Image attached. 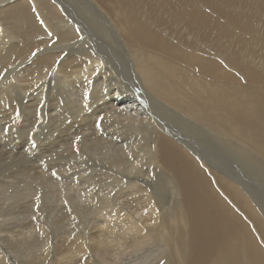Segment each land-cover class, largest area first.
<instances>
[{"label":"bare ground","instance_id":"6f19581e","mask_svg":"<svg viewBox=\"0 0 264 264\" xmlns=\"http://www.w3.org/2000/svg\"><path fill=\"white\" fill-rule=\"evenodd\" d=\"M75 1L60 0L62 10L55 7L59 10L52 13L51 7L55 6V0H0V117L16 114L18 100H29L26 106L34 104L35 101L41 105L49 97L50 89H54L55 86L58 88V84L63 81L62 77L68 78L67 70L77 71L81 77L75 79L76 75H73L74 79L68 83L75 88L82 79L86 80L79 87L82 95L78 101L80 107L78 106L76 124L88 123L89 118L97 117L99 112L105 114L97 129L95 128L99 133L98 137L88 141L92 148L87 145L85 149L86 141L76 139L70 151L75 157L78 155L81 163L77 165L75 175L83 174L80 180L83 186H86L83 187L85 189H80L76 185L77 187L71 189L77 195L71 194L81 200L79 202L78 197L76 198L77 200L72 203L74 208L79 213H88L91 215L90 218L93 217L94 211H98L104 218L98 235L91 236L90 241L95 246H103L114 259L130 254L129 252H137L142 246L152 245L150 242L156 240L157 251L154 252L159 254L158 258L163 259L168 250H173L176 264H264L262 210L264 206L261 205L260 199L250 198V192L257 193L258 186L251 183L252 177L249 179L243 177L245 181L235 183L236 186L221 178L225 174L217 170L218 165L207 158L201 144L188 137L189 130L180 128L177 122L180 117L186 119L188 116L191 120L197 121L200 118L204 123L193 124L201 132L217 136L218 131L213 130L211 125L217 126L216 129L218 127L229 129L235 138L242 141L245 139L258 151L257 153L264 155V0H78L80 3ZM111 18L121 31L119 32L121 40H124V36L128 42L127 51L122 48L119 50L125 55V63L128 69L132 70L130 73L132 76L124 74L120 56L114 54L105 43L121 42L118 37H113L109 22ZM128 55L129 59L126 57ZM254 56L256 59L253 60L257 63L248 60ZM53 68L56 69V73L49 76L47 73ZM23 76L25 78L29 76L30 79L27 78L29 81L24 82ZM67 95L65 97H68ZM146 101L157 105L154 113L145 108ZM56 108L60 114H66L61 113L57 106ZM187 111L201 117L191 115ZM111 120H115L118 126ZM141 121L147 122L152 129L147 136H141L140 129L136 127V123ZM42 122L41 119H37L35 127L32 128L33 132ZM49 123H51L50 129L47 130L49 137L55 133V136L52 135L54 138H49V141H53L50 142L51 146L55 150L60 148L62 151L59 153H62L63 145L67 146L74 138L68 136L71 140L66 144L59 138L62 126L65 129L67 123L64 118L63 121L59 118L50 120ZM104 125L103 133L107 138L103 137L101 130ZM78 129L81 131V126ZM213 143L216 144L214 140ZM239 147L238 155L241 153L245 155L243 157L250 159L245 161L253 162L249 165L251 168L255 163V156H258L253 149L243 150V147ZM259 162L263 168L264 163L262 164V160ZM146 166H150L151 170L145 169ZM251 169L254 170L253 166ZM256 172L257 170L254 173ZM263 178L260 179L261 182ZM163 186L170 192V197L165 202L161 201ZM103 187L110 189L115 187V194L110 195L114 190L103 191ZM95 188H99L97 194L92 191ZM65 193H61L63 196L59 195L70 201L67 197L69 194ZM51 195L49 194V197ZM88 195L95 197L93 203H86ZM223 197L231 202L233 208L225 204ZM137 203H141V209H138L134 216L130 215L131 212L128 214L127 208L130 207L132 210L130 205ZM15 206L18 205L10 206L9 209L16 208ZM54 208H50L52 209L49 210L50 213ZM7 215L9 219L10 214ZM57 224H53L54 227L55 225L57 227ZM68 226L67 224V228ZM69 227L73 228L71 225ZM75 234L77 232L66 234L64 241L69 237L73 240ZM13 235L11 236L14 238ZM20 235L16 234L18 239ZM24 235H27L23 234L25 240L27 238H24ZM11 236L9 241L4 240L11 242ZM50 238L47 239L51 240ZM76 239L73 242L79 243L77 247L84 244L80 238ZM40 241L42 243L41 239ZM40 241L38 244L41 245ZM0 243H3L1 239ZM14 244L16 243L9 244L13 246L9 248L15 246L14 250L17 249L18 243ZM38 244L36 242L34 248L37 249ZM65 244L58 246L59 254L64 252ZM2 245L0 246L4 247ZM84 246H80L79 249L84 251L82 248ZM19 247L18 244V249ZM4 248H1L2 252ZM149 248L152 249L151 246ZM144 249L140 250L141 254L142 250L147 251ZM151 249L148 250L151 252ZM115 250L118 252H114ZM132 257L135 259L134 255ZM137 258L135 260H139ZM88 261L90 262V259ZM3 264L11 262L8 263L6 258Z\"/></svg>","mask_w":264,"mask_h":264},{"label":"rangeland","instance_id":"374dc122","mask_svg":"<svg viewBox=\"0 0 264 264\" xmlns=\"http://www.w3.org/2000/svg\"><path fill=\"white\" fill-rule=\"evenodd\" d=\"M76 3H80V1L76 0L75 1ZM55 6H52L51 9H52V13H57V11L59 9H56V8H60L62 10V7L60 6V0H55ZM56 7V8H55ZM61 12V11H60ZM111 23L110 27L112 29V34H113V37L116 38L118 37L117 39L120 41L121 40V37H120V29L118 28V26L116 25V23L114 22V19L111 18V21H109ZM116 28V29H115ZM120 32V33H119ZM123 35V33H122ZM124 40H121L120 44H117L116 42L114 41H109L108 43L105 42L111 49V51L116 54L120 60H121V64L124 65V74H126L127 76H132L130 73L131 71L128 69V66H127V63H125V55L121 53V51L119 49H127V46H128V42H126L125 40V37L123 36ZM125 43V45H124ZM119 45V46H118ZM113 48V49H112ZM127 51V50H126ZM121 53V54H120ZM123 59H122V58ZM128 57V59L130 58V56H126ZM253 59H256L255 56L254 58H251L248 60L250 62H253V63H257L255 60ZM126 64V65H125ZM129 66H131L129 64ZM69 72V74L67 73ZM73 72V73H72ZM77 72V71H75ZM73 69H71V71L67 70L66 71V74L68 75V78H63V81L61 80V82L58 84V88L55 86V88L53 89H50V91L52 92H49L48 93V98H46L44 100V102L39 105L37 101L34 102V104L32 105H29V106H26L28 105V102L29 100H18L17 101V112L16 114L10 116V117H5V118H2L0 117V191H2V193H0V204L2 202V209L0 210V226L2 228V230H6V231H0V239H1V242L3 243H0V245H4V247H1L0 246V264H3V262H5V259L8 258V263L11 262V264H173L175 263L176 264V260H174V252L173 250H168L167 251V256L168 258H166V254H164L163 256V259L162 258H158L159 257V254H155L154 251H157V241L156 240H153L151 241L150 243H152V245H145V246H142V248H140L139 250H137V252H129L130 254L134 255L135 259L137 257H140V258H137L139 260H135L132 255L130 256V258L128 257L130 254H124L122 256L118 258H111L113 257L111 254L107 253L105 251V249L103 248V246H95V244L93 242H91V236H97L98 235V230L100 229V225L102 224L101 221L104 219L102 217L103 214H101L100 212L98 211H94V213L92 214L94 219L90 218L91 215H89L88 213L86 212H83L84 214L82 213H79L76 211V209L74 208L73 206V202H75V200L78 199V201L80 202V198L78 196L75 197V195H77L76 192L72 191L71 189L72 188H75V187H79L80 189H85L83 187H86V186H83L82 184V181L80 180L81 177H83V174H77L75 175V173L77 172V165H79L81 162H79V158H78V155L77 157H75L72 153H70V151L72 150V147H73V144L75 142L76 139H79L81 141H86V146H85V149L87 148V145L90 141H93L94 139H96L99 135V133L97 132V126L98 124L100 123V120L104 119V115L103 112H99L98 116L97 117H91L89 118V122L86 123L88 124V126L86 124H79L77 125L76 124V121L78 119H76L78 117V114H79V108L78 106L80 107V105L78 104V101L82 95V92L80 91V88L81 87V84L84 83V81L86 80L85 79H82L79 86L77 87H73L71 86L69 83L71 82V80L74 79L73 75H76L75 79H78L81 77V74L80 73H75ZM54 73H56V69L53 68L51 69L47 74H49V76L53 75ZM25 75L27 73H24ZM136 75V72H134V76ZM29 77V76H28ZM26 76H23L24 78V82H28L29 79ZM27 79V80H26ZM69 82V83H68ZM67 84V85H66ZM159 84V83H158ZM63 85V86H62ZM65 85V86H64ZM62 86V87H61ZM67 86V87H66ZM65 87V88H64ZM69 87V88H68ZM73 87V88H71ZM64 88V89H63ZM68 88V89H66ZM18 90V89H17ZM61 90H63L62 92H60ZM65 90H68L65 92ZM72 90V91H71ZM73 91H77L73 92ZM80 91V92H79ZM70 92V93H69ZM18 93V91H17ZM63 96H62V94ZM73 93V94H72ZM81 93V94H80ZM19 94V93H18ZM17 94L18 96V99H19V95ZM61 94V96L59 95ZM68 94V95H67ZM51 95V96H50ZM68 96V97H65V96ZM72 95V96H71ZM76 95V96H75ZM74 96V97H73ZM78 97V98H76ZM63 98V100H62ZM70 98V99H69ZM74 98V99H72ZM61 99V100H60ZM53 100V101H52ZM66 100V101H65ZM71 100V101H70ZM16 101V100H15ZM59 101V102H57ZM62 101V103H61ZM70 101V102H69ZM74 101V102H73ZM77 101V102H76ZM51 104H50V103ZM23 103V104H22ZM26 104V105H25ZM61 104V105H60ZM19 105V106H18ZM50 105V106H49ZM67 105V106H66ZM75 105V106H74ZM26 106V107H25ZM31 106V107H30ZM56 106L58 108H60V112L62 113H66L65 115L63 114H60L58 109L56 108ZM72 106V107H71ZM156 106L157 105H153V103L151 102H145V108H147L149 111H151L152 113H154L153 110L156 109ZM13 107V104L12 106ZM10 107V108H11ZM34 107V109H32ZM75 107V108H74ZM56 108V109H55ZM68 108V109H67ZM47 109V110H46ZM50 109V110H49ZM67 110V111H66ZM76 110V111H75ZM22 113H21V112ZM39 112V113H38ZM53 112V113H52ZM76 112V113H74ZM189 112L191 115H194L192 112L190 111H187ZM21 113V114H20ZM55 113V114H54ZM70 113V114H69ZM25 114V115H24ZM72 114V115H71ZM1 115V114H0ZM39 115H41L39 117ZM58 115V116H57ZM62 115V117L60 116ZM71 115V116H69ZM101 115V116H100ZM194 116H197V115H194ZM48 117V119H47ZM66 117V119H65ZM187 118L185 119V117L181 118L177 121L178 122V126L182 129H186V130H189V138L190 139H193L195 140L196 142H198L199 144H201L205 154L207 153V158L209 160H211V162L213 163H216L219 167V169L217 168V170L221 171L222 174H225L224 176H222L221 178H223L224 180H226L227 182H230L233 186H236L234 185L235 183H240L242 181H245V178L243 177H246V178H251L252 180V184L258 186V192L255 193V192H250V198L251 197H254V198H257L258 200L260 199V201H262L261 205L264 206V193L261 191L263 190L264 191V180L261 182L263 176H264V167L262 168V165L261 163L259 162L260 160H262V164L264 163V155L261 154L260 152L257 153L258 151L256 149H253L252 145L250 143H248V141H246L245 139L242 141V140H238V138H235V136L233 135V133L231 131H229V129H226V128H221V127H218L216 129L217 126H214V125H211V127L213 128V130L215 131H218L217 133V136H215L214 134H211V133H205V132H201L200 129H198V127L195 126V124L197 123V125H201L200 123H202L203 121L198 118V121L197 120H191L190 117L186 116ZM197 117H201V116H197ZM32 118V119H31ZM34 118V119H33ZM61 119L63 121V118L64 120L67 122L66 123V126H65V129H64V126H62V130H61V133L59 135V138L61 140H64V144L68 143L71 139L68 137L71 135V138H74L73 141L70 142V144H68L67 146H64L63 145V152L62 153H59V151L61 152L62 150L60 148H58V150H55L54 148H52L51 146V143L50 142H53V141H49V138H54L52 137L55 136V133H52V135L49 137V134L47 133V130L50 129L51 127V123L50 120H54V119ZM69 118V119H68ZM73 118V119H72ZM93 118V119H92ZM189 118V119H188ZM37 119H41L43 122L40 124L39 128L34 130H32V128L35 127L36 123H37ZM10 120V121H9ZM74 120V121H72ZM88 120V119H87ZM96 120V121H95ZM182 120V121H181ZM201 120V121H200ZM116 126L117 123L116 121L114 120H111ZM181 121V122H180ZM184 121V122H183ZM189 121V122H188ZM30 122V123H29ZM60 122V121H59ZM27 123V124H25ZM61 123V122H60ZM190 123V124H189ZM195 123V124H193ZM204 123V122H203ZM138 124V125H137ZM142 126H141V125ZM147 126H146V125ZM193 124V125H192ZM207 125H209V123H206ZM23 127H22V126ZM31 125V126H30ZM67 125H71L72 127H69ZM85 125V126H84ZM145 128L143 130V128ZM187 125V126H186ZM25 126V127H24ZM50 126V127H49ZM77 126V127H76ZM81 126V131L80 129H78V127ZM210 126V125H209ZM76 127V129H74ZM136 127H138L137 129H140L139 130V134L141 136H147L148 133L151 132V128L150 126L148 125L147 122H138L136 123ZM190 127V128H189ZM24 128V129H23ZM67 128V129H66ZM96 128V129H95ZM196 128V129H195ZM74 129V131H73ZM88 129V130H87ZM103 129H105V125L101 128L102 130V133H103ZM23 130V131H22ZM25 130V131H24ZM68 130V131H67ZM142 130V131H141ZM199 130V131H198ZM228 130V131H227ZM28 131V132H27ZM36 131V132H35ZM72 131V132H71ZM90 131V133H89ZM65 134H64V133ZM138 132V131H137ZM142 132L145 134H142ZM197 132H200L199 134ZM228 132V133H227ZM31 133V134H30ZM44 133V135H43ZM227 133V134H226ZM201 136H198L200 135ZM29 135V136H27ZM41 135V136H40ZM84 135V136H82ZM77 136V137H76ZM82 136V137H81ZM94 136V137H93ZM80 137V138H79ZM103 137L104 138H107L106 136H104V133H103ZM203 137V138H202ZM209 140H208V138ZM216 137V138H215ZM41 138V139H40ZM40 139V140H39ZM206 139V140H205ZM47 140V141H46ZM213 140L216 142V144L213 143ZM89 141V142H88ZM204 141L206 142L204 144ZM212 141V142H211ZM245 141V142H244ZM109 144L108 141H105ZM72 143V144H71ZM233 143V144H232ZM204 144V145H202ZM235 144V145H234ZM244 144V145H243ZM70 146V147H69ZM90 148H92V146L88 145ZM109 146V145H108ZM206 146H207V149H206ZM243 147V150H249V149H253L254 150V153L258 156L256 157L255 156V159L259 158L258 162H256L257 160L254 159V165L253 166V169L254 167H259L261 168L260 170L257 168H255L254 170H252V166L250 168V164H252L251 162H246V160H250L246 157H243L245 155H241V153L238 155L239 153V150L237 152V148L238 147ZM239 147V148H240ZM249 147V148H248ZM52 148V149H50ZM83 148H84V145H83ZM217 149V150H216ZM220 149V150H219ZM232 149V150H231ZM207 150V152H206ZM209 150V152H208ZM217 153H216V151ZM35 151V153H34ZM212 151V152H211ZM221 151L223 153H221ZM28 152H29V155H28ZM37 152V154H36ZM58 153V154H57ZM90 153V152H89ZM225 153V154H224ZM235 153V154H234ZM24 154V155H23ZM35 156H33V155ZM40 154V155H39ZM91 154V153H90ZM224 154V155H223ZM17 155V156H16ZM23 155V156H22ZM241 155V156H240ZM16 156V157H15ZM20 156V157H19ZM24 156L26 158H24ZM37 156V157H36ZM68 156V157H67ZM211 156V157H210ZM213 156V157H212ZM231 156V158H230ZM240 156V157H238ZM9 159H8V158ZM32 157V159H31ZM45 157V158H44ZM70 157V158H69ZM228 159H227V158ZM233 157H234V161H233ZM261 157V159H260ZM21 158V159H20ZM72 158V159H71ZM220 158V159H219ZM222 158V159H221ZM237 160H236V159ZM244 158V159H243ZM25 159V160H24ZM40 159V160H38ZM59 159V160H58ZM74 159V160H73ZM77 159V160H76ZM47 162H46V161ZM50 160V161H49ZM55 160V161H54ZM63 160V161H62ZM71 160V161H70ZM226 160V161H225ZM236 160V162H235ZM43 161V162H42ZM70 161V162H69ZM230 163H228V162ZM239 161V162H238ZM10 162V163H9ZM42 162V163H41ZM63 162V163H62ZM202 163V161H200ZM218 162V163H217ZM220 162V163H219ZM224 162V163H223ZM234 162V163H233ZM35 163V164H34ZM60 163V164H59ZM73 163V164H72ZM75 163V164H74ZM226 163V164H225ZM233 163V164H232ZM257 163V164H256ZM4 164V165H2ZM32 164V165H31ZM49 164V165H48ZM69 164V165H68ZM72 164V165H70ZM203 164V163H202ZM222 164V165H221ZM238 164L239 167H238ZM248 164V165H247ZM28 165V166H27ZM221 165V167H220ZM236 165V166H235ZM258 165V166H256ZM261 165V166H260ZM2 166V167H1ZM5 166V167H4ZM41 166L43 168H41ZM48 166V167H46ZM203 166H205L203 164ZM228 166V167H227ZM231 166V167H230ZM9 169H8V168ZM40 167V169H39ZM45 167V168H44ZM57 167V168H56ZM60 167V168H59ZM20 170H19V169ZM48 168V169H47ZM69 168V169H67ZM225 170H224V169ZM231 168V169H230ZM5 169H6V173H5ZM11 169V170H10ZM14 169V170H12ZM44 169V170H43ZM61 169V170H60ZM145 169L147 170H151V167L150 166H146ZM242 169V170H241ZM251 169V171H250ZM4 170V171H3ZM8 170V171H7ZM42 170V171H41ZM48 170V171H47ZM50 170V171H49ZM71 170V172H70ZM216 170V172H218ZM255 170H257L256 174L254 173ZM10 171L12 173H10ZM41 171V172H40ZM234 173H232V172ZM246 171H247V174H246ZM250 171V172H249ZM44 172V173H43ZM47 172V173H46ZM5 173V174H4ZM8 173V174H7ZM38 173V174H37ZM230 173H232L231 175H229ZM248 173L250 175H248ZM260 173V174H259ZM219 174V173H218ZM253 174V175H251ZM263 174V176H262ZM2 175V176H1ZM9 177H7V176ZM19 175V176H18ZM37 175V176H36ZM228 175V176H227ZM236 175V176H235ZM246 175V176H245ZM248 175V176H247ZM257 175H260L261 177L259 178ZM231 176V177H230ZM239 176L241 178H239ZM19 177V178H18ZM30 177V178H29ZM226 177V178H225ZM257 178V179H256ZM19 179V180H18ZM235 179V180H234ZM261 179V180H260ZM264 179V178H263ZM258 180V181H257ZM43 181V182H41ZM234 181V182H233ZM35 182V183H34ZM47 182V183H46ZM261 182V183H260ZM43 183V184H42ZM7 184V185H5ZM62 184V185H61ZM67 184V185H66ZM70 184V185H69ZM71 184L73 186H71ZM75 184V185H74ZM36 185V186H35ZM48 185V186H46ZM77 185V186H76ZM7 186V187H6ZM10 186V187H9ZM61 186V188H60ZM75 186V187H74ZM33 187V188H32ZM41 187V188H40ZM67 187L69 189H67ZM23 190H21V189ZM64 189V190H62ZM99 188H95L93 189L92 191L94 193H98ZM109 189V191H112L115 189V187L113 188H108V187H103L102 190L105 191ZM50 192H49V191ZM70 190V191H68ZM88 190V189H86ZM167 190V191H166ZM34 191V193L32 192ZM63 191V192H61ZM169 190L163 186L162 188V193H163V196L161 198V201L162 202H165L169 197H170V192H168ZM252 191V189H251ZM4 192V193H3ZM64 193L66 192L65 194L68 195L67 197H69L70 201L67 200L68 198H62V196L64 194H61V193ZM113 193L110 194V195H114L115 194V190L112 191ZM55 193V194H54ZM75 194L73 196V194ZM254 193V194H253ZM49 194L52 196L49 197ZM61 194V195H59ZM259 194V196H258ZM65 195V196H66ZM73 197H72V196ZM81 195V194H79ZM83 195V194H82ZM258 197H257V196ZM5 196V197H4ZM10 196V197H9ZM25 196V197H24ZM124 196V197H123ZM261 196V197H260ZM78 197V198H77ZM89 199L88 201L86 202L87 204H90V203H93L95 197L93 196H89ZM122 199L125 198V195L123 194L122 195ZM127 197V195H126ZM235 197V196H234ZM247 198V196H245ZM5 198V199H4ZM27 198V199H26ZM34 201H32V199ZM77 198V199H76ZM93 198V199H92ZM165 198V199H164ZM225 200V204L227 205H230L229 207H232V204L231 202H229V200L225 197H223ZM9 199V200H8ZM31 199V200H30ZM48 201H47V200ZM56 199V200H55ZM92 199V200H91ZM239 199V198H238ZM28 200V202H27ZM43 200V201H42ZM55 200V201H54ZM223 200V199H222ZM19 201V203H18ZM58 201V202H57ZM85 201V200H84ZM91 201V202H89ZM239 201H241L239 199ZM9 202V203H8ZM11 202V203H10ZM15 202V203H14ZM34 205H32L33 203ZM50 202V203H48ZM52 202V204H51ZM67 202H71V203H67ZM89 202V203H88ZM26 203V204H25ZM31 205H30V204ZM38 203V204H37ZM43 203V204H42ZM48 203V204H47ZM55 203V204H54ZM55 206H54V205ZM60 204V205H59ZM63 204V205H62ZM70 204V205H69ZM9 205V206H8ZM14 205H18V206H15L16 208H20V209H16V208H10L9 207L11 206H14ZM28 205V207L26 206ZM42 205V206H41ZM51 206L50 208H54L53 211H50L49 210H52L49 208V206ZM81 205H85L83 203H81ZM4 206V207H3ZM6 206H7V209H6ZM30 206L32 207V209H29ZM58 206V208H57ZM61 206V207H60ZM132 210L130 209V207L127 208V211H128V214L129 212L130 215L134 216L137 212H138V209H141V203H137V204H132L130 205ZM1 207V206H0ZM42 207V208H40ZM45 207V208H44ZM48 207V208H47ZM68 207V208H66ZM27 210H25V209ZM35 208V209H34ZM62 208V209H61ZM72 208V209H71ZM233 208V207H232ZM16 209V210H14ZM44 209V210H41ZM60 209V210H59ZM67 209V210H66ZM134 209V211H133ZM4 210V211H3ZM12 210V211H11ZM20 210V212H19ZM59 210V211H58ZM68 210L70 212H68ZM72 210V211H71ZM131 210V211H130ZM264 211V207L262 209ZM3 211V212H2ZM11 211V212H10ZM16 213H14V212ZM27 211V212H26ZM55 211V212H54ZM58 211V212H57ZM64 211V212H63ZM66 211V212H65ZM137 211V212H136ZM7 212V213H6ZM13 212V213H12ZM22 214H18V213H21ZM34 212V213H33ZM41 212V213H40ZM49 212V213H48ZM57 212V214H56ZM97 212V213H96ZM134 212V214H133ZM31 213V214H30ZM38 213V215H36ZM40 213V214H39ZM44 213V214H43ZM53 213V214H52ZM63 213V214H62ZM68 213V214H67ZM70 213V214H69ZM73 213V214H72ZM7 214H10L9 216V219H8V215ZM13 214V215H12ZM16 216H15V215ZM30 214V215H29ZM56 214V215H55ZM75 214V215H74ZM86 214V215H85ZM7 215V217L5 216ZM23 217H22V216ZM52 215V217H51ZM64 215V216H63ZM71 215V216H70ZM5 216V219L4 217ZM25 216V218H24ZM53 216H58L56 218H53ZM77 216V217H76ZM80 218H79V217ZM87 216V217H86ZM90 216V217H89ZM99 216V217H98ZM14 217V219H13ZM20 217V219H19ZM29 217H34V218H29ZM41 217V218H40ZM60 217V218H59ZM66 218V221H65V218ZM69 217V218H68ZM86 217V218H85ZM36 218V219H35ZM52 220H51V219ZM62 218V219H61ZM89 220H88V219ZM19 219V220H18ZM28 219V220H27ZM34 219V220H33ZM54 219H57V220H54ZM61 219V220H60ZM69 219V220H68ZM87 219V220H86ZM97 219V220H96ZM4 220V221H2ZM15 220V222H14ZM25 220V221H24ZM37 220V221H36ZM41 220V221H39ZM60 220V222H59ZM64 220V221H63ZM74 220V221H73ZM23 221V222H22ZM27 221V222H26ZM40 223H39V222ZM43 221V222H42ZM45 221V223H44ZM56 221V222H55ZM57 221H58V224H57ZM61 221L63 223H61ZM70 221V222H69ZM72 221V223H71ZM93 221V222H92ZM5 222V223H4ZM8 222V223H7ZM11 222V223H9ZM50 222V223H48ZM54 222V223H53ZM65 222V223H64ZM68 222V223H67ZM4 223V224H3ZM13 223V225H12ZM37 223V224H36ZM70 226H72L73 228L69 227L67 228V224ZM70 223V224H69ZM96 223V225H95ZM47 224V225H46ZM53 224H57V227ZM63 224V225H62ZM76 226H75V225ZM3 225H6V226H3ZM20 225V226H19ZM26 225V227H25ZM41 225V226H40ZM59 225H62L59 227ZM83 225V226H82ZM114 226V223L112 224ZM40 226V227H38ZM43 226V227H42ZM7 227H10L9 229ZM32 227V229H31ZM76 227V228H75ZM78 227V228H77ZM4 228V229H3ZM25 228V229H24ZM33 228L34 231H33ZM42 228V229H41ZM49 228V229H48ZM62 228V229H61ZM29 231H27V230ZM46 229V230H44ZM76 229V231H74ZM16 230V231H15ZM38 230V231H37ZM43 230V231H41ZM56 230V231H54ZM63 230V231H62ZM18 231V232H17ZM25 231V232H24ZM61 233H60V232ZM74 231V232H72ZM8 232H11L8 233ZM30 232V233H29ZM36 232V233H35ZM54 232V233H53ZM68 232V233H67ZM70 232L71 234H74L77 232H79L78 236L77 234H75L74 239L76 238H80V240L84 243V244H81L77 247V244L79 243H76V242H73V240H70L68 238V240H65V237H66V234L67 235H70ZM8 233V234H7ZM14 233V235H13ZM41 233V234H39ZM45 233V235H43ZM60 233V234H59ZM64 233V234H63ZM3 234V235H1ZM16 234H21L19 239L20 240H23V241H19L18 239V235L16 236ZM23 234H26L27 236L24 235V238H30L27 240V239H23ZM36 234V235H34ZM49 234V235H48ZM6 235V236H5ZM11 235L15 236L16 239H14ZM38 235V237H37ZM2 236V237H1ZM10 236L12 237L11 242L8 243L9 239H10ZM22 236V237H21ZM51 237V238H50ZM62 237V238H61ZM22 238V239H21ZM47 238H50L51 240H48ZM87 238V239H86ZM4 239H8L7 241V244L6 241ZM14 239V240H13ZM37 239V240H36ZM40 239L42 240V243L40 241ZM50 242V243H47L46 241ZM4 240V241H3ZM34 241V243L32 244V242ZM77 240V239H76ZM88 240V241H87ZM19 241V242H17ZM28 241V242H27ZM40 241L41 245L38 244ZM61 241V242H60ZM66 243H64V242ZM86 241V242H85ZM36 242H37V249L36 247L34 248L33 245L36 246ZM46 242V244H45ZM57 242V243H56ZM68 242V243H67ZM89 242V243H88ZM13 243H18L21 247H19L18 249V244H14L16 245L17 249L14 250V248H9L10 246L13 247ZM21 243V244H20ZM24 243V244H23ZM55 245H54V244ZM71 243V244H70ZM87 243V244H86ZM93 243V244H92ZM149 243V244H150ZM9 244H12L9 246ZM49 244V245H48ZM61 244H65L66 246L63 247V253L62 254H59L58 252V246H60ZM70 244V245H69ZM76 244V245H75ZM89 244V245H88ZM154 244V245H153ZM2 245V246H3ZM6 245V246H5ZM44 245V246H43ZM84 246L82 247L84 251H82V249H79L80 246ZM156 245V246H155ZM8 246V247H7ZM30 246V247H29ZM40 246V247H39ZM72 246V247H71ZM152 247L149 248V247ZM155 246V247H154ZM28 247V248H27ZM32 247H33V250H32ZM38 247L40 249H38ZM50 247V248H49ZM70 247V248H69ZM96 247V248H95ZM150 250L151 249V252L147 249V248ZM1 248H4V251L2 252V249ZM24 248L25 251H24ZM31 248V249H30ZM47 248V249H46ZM54 248V249H53ZM57 248V249H56ZM146 248V249H144ZM156 250H155V249ZM9 249V250H8ZM36 249V251H35ZM52 249V250H51ZM78 249V250H77ZM141 249H144V250H147V251H141L143 252L142 254L140 253V250ZM29 250V251H28ZM31 250V251H30ZM43 250H45V253H43ZM50 250V251H49ZM67 250V252H66ZM80 250V251H79ZM86 250V251H85ZM160 250V249H159ZM10 251V252H9ZM19 251V252H18ZM24 251V252H23ZM76 251V252H74ZM78 251V252H77ZM82 251V252H81ZM149 251V252H148ZM153 251V252H152ZM170 251V253H169ZM7 252V253H6ZM23 252V253H22ZM114 252H118V250H115ZM4 253V254H2ZM11 253V254H10ZM19 253V254H18ZM25 253V254H24ZM38 253V254H37ZM81 253H85L84 254V257H83V254ZM100 253V254H99ZM139 253V255L137 254ZM145 253V254H144ZM150 253V254H149ZM18 256H17V255ZM22 254V255H21ZM50 254V255H49ZM66 254V255H65ZM135 254H137L135 256ZM147 254V255H146ZM153 257H152V255ZM172 254V255H170ZM4 255V256H2ZM7 255V256H6ZM15 257L13 259V257ZM21 255V256H20ZM29 255V256H28ZM42 255V256H41ZM48 255V256H47ZM63 255V256H62ZM81 255V256H80ZM151 255V257H150ZM10 256V257H9ZM25 256V257H24ZM67 258H66V257ZM88 256V257H86ZM146 256V257H145ZM149 256V258H147ZM171 256V258L169 257ZM63 257V259H62ZM83 257V258H81ZM131 257L133 258L132 260L135 261H132L130 260ZM145 257V258H143ZM5 258V259H4ZM23 258V259H22ZM44 258V259H43ZM57 258V259H56ZM79 258V259H78ZM85 259L83 260V262H88V263H82L79 262V260L81 259ZM152 259V263H151V259ZM173 258V259H172ZM10 259H13V260H10ZM30 259V260H29ZM48 261H47V260ZM78 259V260H77ZM88 259H90V262L88 261ZM144 259V260H142ZM146 259H149L146 260ZM3 260V261H1ZM10 260V261H9ZM16 260V261H15ZM26 260V261H25ZM70 260V261H69ZM119 260V261H118ZM160 260V262H159ZM170 260L172 263H170ZM13 261L15 263H13ZM37 261V263H36ZM113 261V262H112ZM130 261V262H129ZM140 261V262H139ZM147 261V262H145ZM29 262V263H28ZM33 262V263H32ZM107 262V263H106ZM128 262V263H127ZM149 262V263H148ZM159 262V263H158ZM179 264V263H178Z\"/></svg>","mask_w":264,"mask_h":264}]
</instances>
